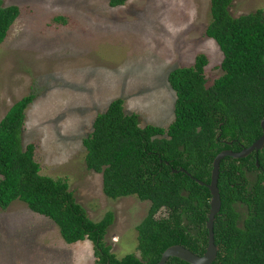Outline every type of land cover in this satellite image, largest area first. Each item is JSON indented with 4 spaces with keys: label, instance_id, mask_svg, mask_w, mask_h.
I'll list each match as a JSON object with an SVG mask.
<instances>
[{
    "label": "trees",
    "instance_id": "trees-1",
    "mask_svg": "<svg viewBox=\"0 0 264 264\" xmlns=\"http://www.w3.org/2000/svg\"><path fill=\"white\" fill-rule=\"evenodd\" d=\"M127 1L109 4L117 7ZM233 1L210 0L206 28L223 51V74L207 85L208 58L203 53L193 65L171 70L175 117L167 127L141 126L139 115L127 113L124 98L117 97L97 114L92 132L83 139L86 165L102 173L108 197L137 195L151 202L136 227L139 255L118 257L112 252L105 237L114 213L93 220L66 179L41 173L35 144L23 146L26 109L34 93L17 100L0 120V207L6 209L20 199L51 218L66 242L92 240L95 264H156L166 248L178 243L202 255L208 245L211 191L198 180L211 181L220 151H240L263 133L264 10L235 17L229 10ZM20 13L19 5L0 0V45ZM218 185V255L211 264H264V147L243 158H223ZM162 209L166 215L157 216ZM166 264L191 263L170 257Z\"/></svg>",
    "mask_w": 264,
    "mask_h": 264
},
{
    "label": "rangeland",
    "instance_id": "rangeland-1",
    "mask_svg": "<svg viewBox=\"0 0 264 264\" xmlns=\"http://www.w3.org/2000/svg\"><path fill=\"white\" fill-rule=\"evenodd\" d=\"M4 0L21 13L0 45V120L23 96L36 94L26 109L23 146L35 144L41 173L66 179L77 201L98 221L114 213L105 240L118 257L140 254L137 225L151 202L137 195L113 199L102 173L88 169L83 139L98 113L123 97L140 125L167 127L175 117L171 70L205 54L207 85L223 74L224 54L207 36L210 0ZM264 0H234L237 17ZM63 17L58 19L57 17ZM166 215L162 209L157 216ZM95 244L66 242L58 225L14 200L0 207V264H95Z\"/></svg>",
    "mask_w": 264,
    "mask_h": 264
},
{
    "label": "water",
    "instance_id": "water-1",
    "mask_svg": "<svg viewBox=\"0 0 264 264\" xmlns=\"http://www.w3.org/2000/svg\"><path fill=\"white\" fill-rule=\"evenodd\" d=\"M263 128L262 135L254 141L250 146H243L240 151H233L231 149H224L220 151L213 161V168L211 173V181L209 183H204L198 180L201 184H206L211 191L210 200V211L208 213V220L206 226L208 228V245L205 252L200 255L192 251L190 248L184 246L183 244H173L166 248L161 255V258L156 264H166L170 257H178L185 260L191 264H211L218 255V246L215 241L214 224L216 216L219 213L222 205L220 189L218 185L220 176L221 160L226 156H232L234 158H243L248 156L253 151H259L264 147V118L261 121ZM181 171L188 173L185 168H180ZM174 172L179 170L173 169ZM189 174V173H188Z\"/></svg>",
    "mask_w": 264,
    "mask_h": 264
},
{
    "label": "flooded vegetation",
    "instance_id": "flooded-vegetation-1",
    "mask_svg": "<svg viewBox=\"0 0 264 264\" xmlns=\"http://www.w3.org/2000/svg\"><path fill=\"white\" fill-rule=\"evenodd\" d=\"M207 223V222H206ZM240 224H242V221L240 222ZM208 229V228H207Z\"/></svg>",
    "mask_w": 264,
    "mask_h": 264
}]
</instances>
